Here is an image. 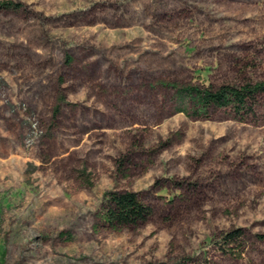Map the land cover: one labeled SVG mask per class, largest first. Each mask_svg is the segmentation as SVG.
Instances as JSON below:
<instances>
[{"label": "rangeland", "instance_id": "1", "mask_svg": "<svg viewBox=\"0 0 264 264\" xmlns=\"http://www.w3.org/2000/svg\"><path fill=\"white\" fill-rule=\"evenodd\" d=\"M2 2L0 264H264V96L242 120L172 87L264 81V0ZM123 190L153 214L114 231Z\"/></svg>", "mask_w": 264, "mask_h": 264}, {"label": "trees", "instance_id": "2", "mask_svg": "<svg viewBox=\"0 0 264 264\" xmlns=\"http://www.w3.org/2000/svg\"><path fill=\"white\" fill-rule=\"evenodd\" d=\"M10 2L0 3V9H11ZM182 98L193 104V114L206 115L211 107L231 109L242 120L254 111L258 98L264 96V81L245 82L241 85L224 84L218 88L198 85H172ZM55 112H60V105ZM123 163L118 170L123 172ZM153 214V208L145 204L138 193L128 190L109 191L104 194L100 219L110 229L121 231L145 223ZM226 244L225 253L241 258L245 238L242 229H233L221 237ZM264 240V234L258 235Z\"/></svg>", "mask_w": 264, "mask_h": 264}]
</instances>
